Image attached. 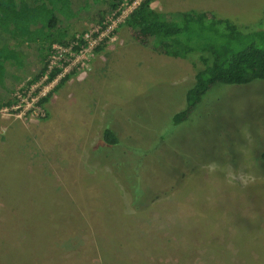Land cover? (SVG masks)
Returning <instances> with one entry per match:
<instances>
[{"label":"rangeland","instance_id":"obj_1","mask_svg":"<svg viewBox=\"0 0 264 264\" xmlns=\"http://www.w3.org/2000/svg\"><path fill=\"white\" fill-rule=\"evenodd\" d=\"M131 1L56 12L61 32L90 44L62 54L53 83L30 85L45 66L38 46L0 36L18 54L0 84V264H264V82L218 85L169 129L202 65L138 44ZM152 8L170 22L196 11L264 28V0ZM106 128L120 144H104Z\"/></svg>","mask_w":264,"mask_h":264},{"label":"trees","instance_id":"obj_2","mask_svg":"<svg viewBox=\"0 0 264 264\" xmlns=\"http://www.w3.org/2000/svg\"><path fill=\"white\" fill-rule=\"evenodd\" d=\"M109 1L110 10L117 12L127 0ZM156 1L140 0L127 20L128 33L141 46L172 58L186 59L190 54L197 53L202 65L197 69L195 81L186 94L185 109L170 118L169 129L186 123L205 96L218 85L250 86L264 82V28L257 29L256 26L247 30L210 12L196 11L185 14L181 21L170 22L152 8ZM37 2L32 7L26 0H0V36L9 34L15 40L32 42V46H38L40 58L45 62L43 70L30 85L36 84L44 76L48 78L47 83H53L63 72L56 67L48 73L54 45L73 46L72 50L76 53L88 45L84 35L70 37L58 28L56 12L64 14L69 0ZM105 29L107 26L102 25L100 31ZM98 36L94 35L95 38ZM102 50L103 47H98L96 51ZM17 58L15 49L3 46L0 42V84L5 74V63L16 61ZM68 79L65 77L62 84ZM48 100L43 99V102ZM3 106L0 103V110ZM6 106H11V103ZM102 137L108 146L120 144L117 134L109 128L103 131ZM132 192L135 197L133 204L136 206L144 192L141 188Z\"/></svg>","mask_w":264,"mask_h":264},{"label":"built area","instance_id":"obj_3","mask_svg":"<svg viewBox=\"0 0 264 264\" xmlns=\"http://www.w3.org/2000/svg\"><path fill=\"white\" fill-rule=\"evenodd\" d=\"M137 1L140 2V0H137ZM133 5H134V3H133ZM103 33H104V31L98 34L99 35L98 38H95V37H93V38H95L97 40V39L100 38L101 34H103ZM84 40L88 43V45L87 46H84L79 53H81L84 50V48L88 47L89 44H90L89 43V40L87 39V36L86 35L84 36ZM72 48H73V46L68 47V48L67 47H64L63 45H54L53 46V56H51L50 65H49V68H48V71H49L48 73H50L56 67L62 69L66 65L67 61L65 59H61V57H63L62 54L63 53H65V54L70 53V51H73ZM55 53H58L59 54L60 62L56 61V56H54ZM62 62H63V65H60Z\"/></svg>","mask_w":264,"mask_h":264}]
</instances>
